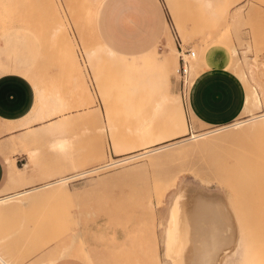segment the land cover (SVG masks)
<instances>
[{
	"label": "rangeland",
	"instance_id": "obj_1",
	"mask_svg": "<svg viewBox=\"0 0 264 264\" xmlns=\"http://www.w3.org/2000/svg\"><path fill=\"white\" fill-rule=\"evenodd\" d=\"M104 1L92 0L87 8L83 0H0V73L23 67L39 86L34 118L51 106L57 118L66 114L58 133L45 135L43 143L66 165H45L43 137L38 136L29 145L36 149L28 158L29 179L7 183L0 198L264 112V0H209L210 5L207 0H164L170 12L165 33L176 66L177 40L197 57L190 59L194 66L189 67L188 105L178 92L177 72L170 67L163 70L158 53L141 60L126 58L103 43L95 28ZM108 5L102 7L97 23L112 45L125 52L148 45L165 48L162 33L155 38L139 36L148 33V24L127 21L128 0H110ZM237 7L241 12L230 21L231 9ZM90 50L95 51L92 57ZM253 56L263 67L258 65L252 77L245 60ZM209 78L208 88L204 85L200 90ZM207 94H217L218 103L204 115L193 108V116L192 99L201 102ZM248 95L260 99L261 107L251 102L247 109ZM226 133L215 146L216 142L187 141L174 146L166 157L144 156L72 177L68 190L49 194L41 189L12 212L11 201L5 202L0 206L7 209L0 216V244L14 264L59 260L145 264L150 257L163 262L167 248L173 252L165 264H197L208 242L203 236L193 239L189 230L209 226L211 232L206 234L219 242L236 233L244 235L254 264H264V128L241 135ZM56 137H66L62 149L51 146ZM78 148L80 158L75 159ZM179 152L186 155H174ZM193 210L211 211L212 227L211 220L207 226L196 219ZM213 227L217 229L212 231ZM220 257L210 252L206 256L210 264H220Z\"/></svg>",
	"mask_w": 264,
	"mask_h": 264
},
{
	"label": "bare ground",
	"instance_id": "obj_2",
	"mask_svg": "<svg viewBox=\"0 0 264 264\" xmlns=\"http://www.w3.org/2000/svg\"><path fill=\"white\" fill-rule=\"evenodd\" d=\"M83 1L86 3V7L89 8L92 0H83ZM206 3H207V5H210L209 0H207ZM240 12H241V8L240 7L231 9L230 21H234ZM164 38H165V43H164L165 48L162 49V50L159 49L160 47L154 46L151 50L146 51V52H143V53H140V54H135V55L120 54L119 56L126 57V58H132V59L135 58V59L141 60L147 54H150V53L155 52V53H158L160 59H162L163 62H164L163 65H162L163 70H166V69L168 70L169 67H170L171 71L173 73H175L176 72V69H177V66H176V62L173 60V47H171V45H169L167 43V38L168 37L166 36V33L165 32H164ZM232 51L235 52L234 49ZM94 52H95L94 50H90V52H88V56L89 57L94 56ZM119 56H115L114 54H111V57L112 58L119 57ZM257 56H255V57L253 56V58H250L249 57L252 61L251 60H248V58L245 60L246 61L245 62L246 65L247 66H250V68H249L248 71H250V73H251L250 75L252 77H253V71L255 70V68H257V66L261 64L260 62L257 63V61H256L257 60ZM193 57L195 58L194 60H196V58H197L196 57V53H194V56ZM262 64H261V66H262ZM192 66H194V62L192 64H189V67L190 68H193ZM197 66H199V64ZM136 67L137 68L141 67L140 66V63H137V66ZM205 68L206 69H209L207 67H205ZM197 70L198 69H195L194 71H196V73H197L199 71V70L198 71ZM256 70H258V69H256ZM201 72H202V70H201ZM255 72H257V71H255ZM242 76H243V73H242ZM147 81L148 80L145 79V82H147ZM152 81L154 82V80H152ZM150 82L148 81V84H151ZM164 82H165V85L164 86H167V84L169 83V80H168L166 74H165V77H164ZM33 85H34V89H35L36 93L39 94V92H40L39 86L37 88L36 87L37 85H35V84H33ZM82 86H83V84H82ZM41 92H42L41 94L43 95L44 94L43 91H41ZM35 96H37V95H35ZM47 96H48V94H47ZM37 98L38 97H36V100L34 102L35 105H34L33 109L31 110V112L27 116H24V118L19 123H11L10 125L6 126L5 127V131H6V128L8 130V128L13 127V126H16V125L17 126L18 125H25V124L29 125L28 123H30L32 121L40 120V119H45L46 117L51 116L53 114V107L51 106V110H49L47 113L45 112V110L43 111V113L45 112L46 114H44L42 116H39V118L38 117L34 118V113L36 112V108H38V107H36L37 106ZM175 98L177 99V97H174V99ZM43 99L44 98L42 96V100ZM165 99H166V97H164L162 99V101H164ZM251 102L254 103L255 105H257L258 108H259L260 104L262 103L260 99H258L257 97H255V95H252V96L251 95H248L247 97H245V101H244V103L246 104L245 106H247V105L250 106L252 104ZM263 102H264V97H263ZM159 103L161 104L162 102H159ZM176 103H178V99H177ZM55 104H56V99H54V105ZM40 106H42V103H41ZM249 106H247L248 107L247 109H249ZM42 110H43V107H42ZM190 112L192 113L193 116H195L192 111H190ZM65 117H66V114L62 115V117L59 116V118H56L55 120L49 121V123H45V124H43L41 126H38L36 128L35 127L33 128V126H32V128L31 127H28L26 129H24V131L18 132L19 133L18 135H12L11 134L12 136H10V138H9V144L7 146V148H8L7 151H3L4 149L2 150L5 153V158L7 160V163L11 167V170H10V173H9L10 176H9V179H8L7 183L13 184L14 181H17V184H18V181H20L21 183H23V180L25 182V180L31 174V168L28 167V164L29 163H24L22 167L20 166V167L17 168L15 166L14 157L11 155V153L16 152V151H18V150L21 149V150H23V152L27 153L29 159H32V157L36 154V149L29 147L30 142L32 143V141L35 140L38 136L44 137L47 134L49 135V134H56V133H58L60 127L63 124V121H61V120L64 119ZM47 124H48V126H46ZM261 128H264V112H262L259 115H254V116H252L250 118L244 119L242 121H238V122H235V123H229V124L223 125V126L217 128V129H214V130H211V131H208V132L206 131V132H203V133L192 134L190 137L179 138V139H176V140L173 139V140L169 141L166 144H163V145H160V146H156L154 148H150V149H147L146 148L145 150H142L141 152L132 154V155L127 156V157H124L122 159H118V160H115V161L113 160L111 162L109 161L110 164H107L105 166H107V167L109 166V168H111V167H114L115 165H118L119 163L124 162V161H128L130 159L143 158L144 156L146 157V159L151 160L154 157H159V156L161 157V155H164L165 156V154H168L170 152V150L174 146H176L178 144H181L183 142L185 143V142L188 141L189 143L194 144V145H201V144L204 145V143H206V142L209 143V141L210 142H213V143L216 142V140L218 141V139L221 141L222 138H224L225 136H227L226 135L227 134L226 132H231V133L232 132H234V133L237 132L238 134L237 133H235V134L239 135L240 132H243V131H244V133L245 132L254 133V131H258ZM2 131H3V129H2ZM234 133H232V134H234ZM247 134H249V133H247ZM63 136H65V135H63ZM233 136L235 137V135H233ZM65 138L56 137L55 139H53L50 142V144L54 148H58V149L61 148L62 149L64 147V145H65ZM220 141L214 143V146L216 144L218 145L220 143ZM32 144L30 146H32ZM183 144H182V146L184 147ZM211 144L209 146H213ZM194 145L191 146V147H194ZM209 146H208V148H209ZM182 150H183V148H182ZM184 150L186 152L189 149L185 148ZM206 150H207V148H206ZM173 152H175V151H173ZM170 153H172V152H170ZM182 153L183 152H181V155H182ZM178 154L180 155V152L177 153V154H174V155H178ZM184 155H186V153H183V156ZM172 158H174V157L172 156ZM95 171H97V169L91 168V169H87V170H83V171L77 172V173H75V174H73L71 176H61V177L57 178L54 181H51V182H48V183H45V184H41V185H36V186L30 187V188L23 189V190H21L19 192L13 193V194H11L9 196H5V197L0 198V206L3 203H5V202L11 201L10 202V205H9V206H11V208L9 209V211L12 212L13 209L20 208L21 205H23L24 203H26V200H28L29 197H32L33 198L34 195L36 196L37 192L40 191L41 189H47V193H49V194L50 193H55V192L60 191V190H68V181H69V179H71L72 177H75V176H86L87 174L92 173V172H95ZM218 171H220V170H218ZM187 185H188V183L185 186V191L187 190L186 189V187H188ZM183 190H184V188H183ZM2 191H4V189L1 190L0 192H2ZM5 208L6 207H0V216L6 213L7 209H5ZM193 211L194 212H192V213H193L194 216L196 215L195 216L196 219L198 218L199 220H201V219L204 220L205 223L201 220V222L203 223V225H206V223H207V226H208L210 220H211V223L209 224L210 226L212 225V222H215L214 219L211 218V216H210L211 211H202V212H197L196 210H193ZM198 214H200V215H198ZM208 218H209V220H208ZM199 220H198V223H199ZM202 223H199V226ZM200 228L198 227V229L201 230V231H199V230L197 231V230H194V229L189 230V233H190L191 237H193V239H196V238L199 239L201 236H203L204 239L208 242L207 252L204 254L205 256H203L202 258H200L199 260H197V264H207V263L210 264L211 260H208L209 258H206V256L208 255L209 252L212 255H214V257L221 256L220 257L221 258L220 259V264H250V262L253 261V257L251 255H249V253H251L249 251L250 248L248 250L246 248L247 242H246V240L244 238V235H243V237H241V235L239 236V234L236 233L235 235L233 234L232 237H230V240L224 241V242H219V241H217V239H215L213 237H210V236H208L206 234V232H208V230H211V228L209 226H208L209 229L207 227L206 228L205 227L203 228L202 226ZM214 228L217 229L216 227H213L212 228V231H214ZM209 232H211V231H209ZM209 232H208V234H209ZM227 238L228 237L226 236L225 239H227ZM244 241H245L246 244L244 243ZM172 252H173L172 249H170V248H167L166 249V253H165L166 258L163 260L164 264L166 262H168V257L171 255ZM195 253H196V251H195V249H193V255L194 256H196ZM253 255H254V252H253ZM250 256H251L252 260H251ZM161 262H162V260L160 259V257H154V258H151L150 257V258L146 259L145 264H159ZM252 263L254 264V261ZM0 264H14L13 260H11L9 258V255L6 252V246L5 245H2V244H0Z\"/></svg>",
	"mask_w": 264,
	"mask_h": 264
},
{
	"label": "crops",
	"instance_id": "obj_3",
	"mask_svg": "<svg viewBox=\"0 0 264 264\" xmlns=\"http://www.w3.org/2000/svg\"><path fill=\"white\" fill-rule=\"evenodd\" d=\"M110 0H105L101 6L99 7V10L97 12L96 16V30L103 41V43L116 52L120 54H127V55H135L140 54L146 51L151 50L155 45H148V47L136 51V52H125L114 45H112L109 41V39H106L99 31L97 18L98 14L101 11L102 7L105 5H108V2ZM129 1V7H131V10L129 11L131 14L129 18H127V21H134L135 23H147L150 29L147 31L148 33L145 35H139L143 37H159V33H162V36H164V32L166 29V26H168V18L169 13L167 11L165 1L164 0H128ZM110 5V4H109ZM108 5V6H109ZM166 9V11L164 10ZM170 18V17H169ZM170 26V24H169ZM96 32V33H97ZM107 36L112 37L113 35L110 33L109 30H107ZM130 36V35H129ZM137 36V37H139ZM24 70V71H23ZM209 80V81H208ZM210 78L207 79V81H204L200 87V90L203 89V86L208 88L210 85ZM209 82V83H208ZM222 85V84H220ZM36 91L34 89V85L31 82V80L27 77L25 73V68L23 67H10L9 71H3L0 73V150L7 151V146L9 144V138L12 135H18V132L24 131V129L33 126V128L41 126L45 123H48L49 121L55 120L58 117V114L46 117L45 119L35 120L30 123L29 125H16L13 127L6 128L5 127L10 125L11 123H19L24 116H27L31 110L33 109L35 105L36 100ZM217 94H211L205 96L202 95V101L199 102L198 97L196 99H192V104L189 105L190 111L193 112V114L196 116L194 110L198 114L204 115L203 111L208 109L214 102L218 103L216 101L215 97ZM222 96V92L220 95ZM245 101V100H244ZM201 103V104H199ZM193 106V107H192ZM206 112V111H205ZM44 121V122H43ZM81 122L80 119L77 120L76 123ZM228 124V123H227ZM226 125V124H225ZM3 129V131H2ZM12 134V135H11ZM6 139V140H5ZM45 137L42 139V147H43V161L45 165H54V166H64L66 165V160L64 158H61L60 156H54L51 154L49 150H45L43 143H44ZM5 145V146H4ZM5 147V148H4ZM6 149V150H5ZM80 148L77 149L75 154V159L80 158ZM78 152V153H77ZM14 153V154H13ZM11 153L12 156H14L15 160V166L18 168L19 165H23L24 163H28V155L27 153L23 151H16ZM20 163V164H19ZM32 164H28V167L31 168ZM10 168V169H9ZM10 170L11 167L7 163V160L5 158V155L0 151V191L4 189L5 185L7 184V181L10 176ZM220 259L218 260V262ZM55 264H82L77 260H59Z\"/></svg>",
	"mask_w": 264,
	"mask_h": 264
},
{
	"label": "built area",
	"instance_id": "obj_4",
	"mask_svg": "<svg viewBox=\"0 0 264 264\" xmlns=\"http://www.w3.org/2000/svg\"><path fill=\"white\" fill-rule=\"evenodd\" d=\"M177 53H178V67L176 69V75H175V81L177 82V88L178 92L181 96V100L185 105H188V98H189V88H190V83H189V64H190V59L194 56V50L190 48L189 46H184L182 45L181 41L177 40ZM110 160H106L101 163H97L95 169L98 171H101L103 169L108 168L107 164L109 163ZM107 163V164H103ZM103 166V167H102ZM100 167V168H99Z\"/></svg>",
	"mask_w": 264,
	"mask_h": 264
}]
</instances>
